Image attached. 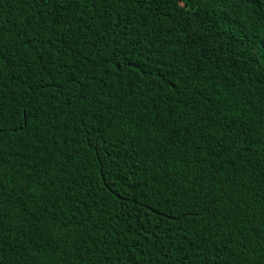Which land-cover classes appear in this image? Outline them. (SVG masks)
Wrapping results in <instances>:
<instances>
[{"label": "trees", "instance_id": "16d2710c", "mask_svg": "<svg viewBox=\"0 0 264 264\" xmlns=\"http://www.w3.org/2000/svg\"><path fill=\"white\" fill-rule=\"evenodd\" d=\"M0 264H264V0H0Z\"/></svg>", "mask_w": 264, "mask_h": 264}]
</instances>
